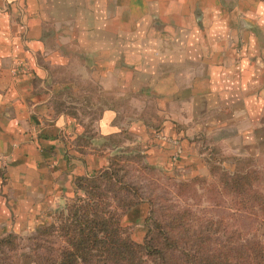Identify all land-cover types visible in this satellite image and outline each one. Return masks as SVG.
<instances>
[{
	"label": "crops",
	"instance_id": "0c3cea01",
	"mask_svg": "<svg viewBox=\"0 0 264 264\" xmlns=\"http://www.w3.org/2000/svg\"><path fill=\"white\" fill-rule=\"evenodd\" d=\"M128 146L190 176L264 157V0H0V239Z\"/></svg>",
	"mask_w": 264,
	"mask_h": 264
},
{
	"label": "trees",
	"instance_id": "16d2710c",
	"mask_svg": "<svg viewBox=\"0 0 264 264\" xmlns=\"http://www.w3.org/2000/svg\"><path fill=\"white\" fill-rule=\"evenodd\" d=\"M120 159L121 155L114 157L110 169L98 176L77 179L86 198L69 207L59 226L39 227L35 237L26 239L28 245L14 234L1 238L0 264H23L28 257L33 264H264V241L259 235L264 225V165L249 166L261 158H235L233 172L210 158L213 180L196 177L178 190L193 195L195 185H204V200L223 216L206 210L203 218L190 209L171 207L155 216L152 210L143 244L132 240L121 222V215L141 199L121 201V215L107 200L104 187L117 183Z\"/></svg>",
	"mask_w": 264,
	"mask_h": 264
},
{
	"label": "rangeland",
	"instance_id": "374dc122",
	"mask_svg": "<svg viewBox=\"0 0 264 264\" xmlns=\"http://www.w3.org/2000/svg\"><path fill=\"white\" fill-rule=\"evenodd\" d=\"M204 147V143H203ZM207 152V150H206ZM205 152V153H206ZM214 154V155H212ZM121 155V159L116 162L117 170L120 169V172L117 173V177H115V186H107L104 187L106 191V196L108 202L112 206V210L118 211L120 215L122 212L119 209V204L121 201L128 202L141 199V203H144L148 206V214L141 225L145 231V236L143 239L138 240L136 239V225L130 224L126 217L132 211H129L122 216V226L127 230L128 234L136 243L143 244L144 240L148 233V226L152 222L149 221L151 217L152 210H155V216H157L160 212H162L163 208H172L175 210H182V209H190L193 212L199 214L204 218V211L208 210L209 213L215 216H223L224 212H220L217 208L212 206L211 203L204 200V185L197 184L194 186L196 192L193 195L189 194H180L178 190V186H180L183 182L187 180L194 179L196 177L199 178H207L208 180H213L211 173H210V158H216V163L218 167L222 166L228 171H235L236 170V159L234 157L223 155L217 149H212V152H209L206 156V166H207V174L205 176H190L185 175L179 172L177 168H169V167H156L148 161V156L144 149L139 148L138 146H128L123 147L122 149L115 150L112 154L109 164L106 165L104 168L99 170L97 173L93 175H89L86 177H94L100 175L102 172L109 170L111 167V160ZM246 163H249L248 160ZM243 160V161H244ZM259 163L260 166L264 165V157L258 159V162L250 161V167L253 165H257ZM235 166L232 170L230 165ZM243 164V162H242ZM241 164V165H242ZM261 168V167H260ZM122 169V170H121ZM261 169H264L262 167ZM264 171V170H262ZM83 178V177H82ZM77 181V180H76ZM76 184V183H75ZM130 187V190L127 189ZM76 195L67 201L61 199L58 203L56 208L49 213L47 221L45 224L39 227H45L48 225H57L59 226L62 220H66L69 214V207L77 200L84 199L85 193L82 189H79L77 185H75ZM188 192V191H187ZM135 195V196H134ZM151 201V203H150ZM139 204V205H140ZM134 209V208H133ZM230 227H234L236 225L235 221H229ZM234 225V226H233ZM38 227V228H39ZM23 234V235H16L20 238L24 239L23 244L28 245L29 242L26 241L28 238H32L36 236L37 229ZM260 239L264 241V225L260 229ZM23 264H33L31 258H26Z\"/></svg>",
	"mask_w": 264,
	"mask_h": 264
},
{
	"label": "built area",
	"instance_id": "2783aa9c",
	"mask_svg": "<svg viewBox=\"0 0 264 264\" xmlns=\"http://www.w3.org/2000/svg\"><path fill=\"white\" fill-rule=\"evenodd\" d=\"M158 138L164 142H168L172 145H174L176 147V151L173 155V160L176 161L178 160V158L181 156L183 149L180 145V143L178 142V140L163 136V135H158ZM2 159V156L0 155V160Z\"/></svg>",
	"mask_w": 264,
	"mask_h": 264
}]
</instances>
